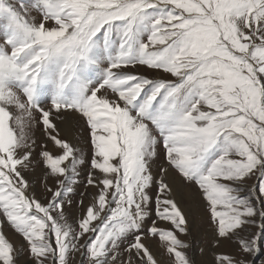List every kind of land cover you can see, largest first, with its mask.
<instances>
[{
  "label": "snow or ice",
  "instance_id": "6c2138e0",
  "mask_svg": "<svg viewBox=\"0 0 264 264\" xmlns=\"http://www.w3.org/2000/svg\"><path fill=\"white\" fill-rule=\"evenodd\" d=\"M138 66L165 75L129 70ZM74 115L90 137L86 184L98 191L70 220L63 198L83 160L60 124ZM37 127L57 149L42 144L37 162L63 177L46 203L22 174ZM182 189L203 201L215 246L258 250L264 0H0V264H19L24 244L25 264H69L74 253L80 264H194L180 239ZM214 264L246 262L219 252Z\"/></svg>",
  "mask_w": 264,
  "mask_h": 264
},
{
  "label": "rangeland",
  "instance_id": "374dc122",
  "mask_svg": "<svg viewBox=\"0 0 264 264\" xmlns=\"http://www.w3.org/2000/svg\"><path fill=\"white\" fill-rule=\"evenodd\" d=\"M36 15V13H33ZM138 74L146 75L150 78H157L165 75L164 73L148 69L145 66H138L135 69H129ZM61 138L69 140V142L78 151L76 153L78 159H82L83 163L77 165L76 171L79 173L78 176L74 177L77 181L70 186L73 188L71 194L66 195L64 200V211L65 214L71 220L73 217L79 216L83 209H86L87 205L92 201L93 195L97 193V189L93 186L86 184L88 178V172L90 170V159H91V145L88 129L85 122L80 119L78 115L72 116L66 123L60 124ZM34 138L36 141L35 148L32 155V165L22 170V174L29 181V195L34 194L37 199L41 202L46 203L47 199H50V194L46 191L48 186L52 187L53 190L57 187V179H63V177H53L44 175L43 165L38 163L39 153L42 150L41 145L47 143V149L54 154L57 153L56 147L47 141L46 137L42 134V128L37 127L34 129ZM158 155L152 162L151 171L155 174L158 171V166L163 162V150L162 147L157 149ZM253 180L247 181L248 185H251ZM185 193L183 197H178L179 205L184 210L188 219V233L186 235H180V239L183 240L188 248L186 249L189 258L194 264H214L215 253L223 252L233 255L237 259H243L246 264H264V238L258 240V250L254 253H243L240 251L234 243H229L226 240H222L219 246L213 244V231L209 223V214L204 208L203 201L199 196H193L189 198L187 196V189H182ZM192 191L195 192V186H192ZM155 192V187L150 189V193ZM83 194V195H81ZM68 200L72 203L69 205ZM83 200V209L78 203ZM152 219H156L154 214V201L152 205ZM150 223V221H148ZM159 223V222H158ZM162 227H168L166 223L161 224ZM3 231L8 237L13 240L17 245L24 243L22 238L14 234L11 228L5 223ZM256 231L255 228L252 229ZM25 250L19 257V264H25V261L29 259L26 251L27 245L24 244ZM151 250L157 254V259L162 262L169 260L167 253L164 252L163 248L159 246L157 240L151 242ZM81 257L79 253L69 255V264H80Z\"/></svg>",
  "mask_w": 264,
  "mask_h": 264
}]
</instances>
